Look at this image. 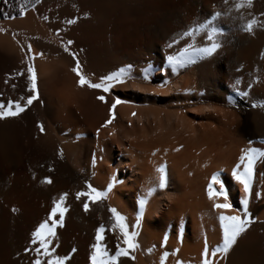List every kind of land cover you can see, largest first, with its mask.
Wrapping results in <instances>:
<instances>
[{"label": "bare ground", "instance_id": "bare-ground-1", "mask_svg": "<svg viewBox=\"0 0 264 264\" xmlns=\"http://www.w3.org/2000/svg\"><path fill=\"white\" fill-rule=\"evenodd\" d=\"M237 2L0 0V104L31 94L29 63L37 90L24 112L0 120V264H47L31 233L64 193L68 210L49 244L64 264H90L100 227L110 256L124 247L118 230L108 231L110 208L129 233L140 215L137 247L117 264H161L164 253V264H200L205 247L213 264H264V158L253 166L252 222L226 255L210 251L221 241L222 210L206 195L209 178L224 187L232 210L223 214L242 215L231 170L241 150L264 151V0ZM213 42L210 55L200 51ZM77 64L91 83L116 73L123 83L107 92L78 86ZM85 184L107 190L88 211L87 198L74 195Z\"/></svg>", "mask_w": 264, "mask_h": 264}, {"label": "snow or ice", "instance_id": "snow-or-ice-1", "mask_svg": "<svg viewBox=\"0 0 264 264\" xmlns=\"http://www.w3.org/2000/svg\"><path fill=\"white\" fill-rule=\"evenodd\" d=\"M252 4V0H240V2H237L235 4L236 9H240L241 7H250ZM20 17H23L25 15L24 7L21 6V9L19 11ZM69 23H73V21H69ZM256 21L249 20L247 23H245L242 27L243 30L246 32H251L253 30V27L255 25ZM199 31V29H197ZM187 34V33H186ZM214 36L213 31H209L208 39L212 40ZM219 47V44L216 42H213L210 47L200 49L201 52L210 55L212 52H214ZM23 50V49H22ZM65 51H67V48H65ZM31 48L28 49V55L31 56ZM39 55V54H37ZM69 55H72L69 52ZM73 59L75 60V56H73ZM171 59V58H170ZM80 66L77 64L75 67L72 68V71L79 77L77 84L78 86L87 85V87L92 89H99L103 92H107L110 87H112V82L115 81L116 83H123V80L121 79L122 73H116L109 75L107 77H104L101 79L99 83H91L89 82L86 77L82 74V72L79 70ZM28 72V91L31 93L27 98H23V103L21 104L19 101L13 102L8 101L7 106L4 104H0V120H3L5 118L9 117H16L20 113L24 112V110L32 104L34 100L37 99V90H36V79H35V73L33 70V67L31 63L28 64L27 68ZM19 75V73H17ZM98 100L103 102L104 97L98 96ZM121 103V101L116 100L112 107L109 108V121H106L105 124L111 121L112 119V108H115L116 104ZM105 125H102V127ZM38 129L43 132L42 126L38 123L36 125ZM264 158V151H259L258 149L254 147H248L246 150H241V155L238 157V162L233 166L231 170V176L232 179L235 180L242 188L243 192V198L240 200V207L242 209V215L241 214H234V215H225L223 214V210H232L231 205L228 203L227 195L225 194L223 185H220L219 191H216L213 187V185L220 184V181L218 179V176L216 174H213L207 183L205 192L209 200L213 201L212 208L213 210L220 209L222 210L221 213L218 215L217 219L219 221V228L221 233V241L220 243L212 248L211 256L216 257L218 254L220 256L226 255L229 250L233 247V245L236 243L237 238L246 231L248 225L252 222L249 213H248V203H249V193L252 185V176H253V166L255 162L260 159ZM51 171V169H49ZM158 175V181H159V187L163 188L165 184V169L164 165H160L156 169ZM44 184H48L51 181L45 178L41 181ZM85 189L87 191H77L75 192V197L77 200H80V198L86 197L83 201V208L84 211H88V201H92L95 203L96 201L104 198L106 196V191L111 190L112 184L109 183L108 189L104 192L97 191L95 188L91 187L88 184H85ZM151 189L149 190V195L151 194ZM259 195V194H257ZM67 197V194H61L59 196V199H54L52 202L51 209L47 215V220L45 222H41L35 230L31 233L32 237V244H38L39 247L36 249L38 255H42L43 257H47V264H64L65 257H54L53 256V250H49V244L52 242V238L56 236V229L57 227H63V220L65 213L67 212V208L64 206V201ZM223 198V203H216L215 198ZM145 201L141 200L139 201V204L141 206V209L143 207V204ZM109 212L112 214L111 219L114 222L112 224V227L108 229V231H113V229L118 230L119 235L123 237L122 243L124 247H117L115 255H109L108 252L102 247L101 241L103 240L102 233L104 232V228L100 227L96 229L95 234V243L91 246L92 251L91 255L89 256L90 264H117V259L119 257H129L130 250H134L137 245L134 242V239L137 235L136 232V225L140 222V215L138 214L136 217V225H132V232L129 233L127 230V226L124 222V217L119 215L115 209L110 208ZM59 217V219H54V217ZM51 222L50 224L48 222ZM75 251V250H73ZM209 249L205 247L204 252H202L201 256V262L200 264H213V260L209 259L207 257V252ZM175 255V253H173ZM167 256V253H164L161 256V264H164L165 257ZM131 258V257H129ZM34 264H40V259H36L34 261ZM177 264H180L179 261H177Z\"/></svg>", "mask_w": 264, "mask_h": 264}]
</instances>
